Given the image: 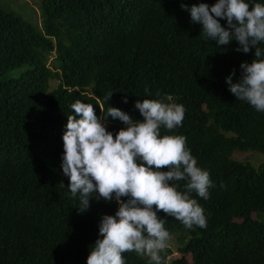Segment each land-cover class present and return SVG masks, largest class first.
Instances as JSON below:
<instances>
[{"label":"trees","instance_id":"trees-1","mask_svg":"<svg viewBox=\"0 0 264 264\" xmlns=\"http://www.w3.org/2000/svg\"><path fill=\"white\" fill-rule=\"evenodd\" d=\"M216 2L40 0V27L0 6V264H87L102 238L101 216L119 205L94 196L87 211L77 209L61 167L67 116L80 100L97 116L113 106L142 121L134 104L143 99L184 105L183 126L161 135L186 136L215 184L208 200L190 194L204 208L206 228L158 213L169 232L188 234L172 264H264V163L231 157L264 153V113L226 83L233 70V82L240 78L255 49L245 54L237 41L207 40L181 7ZM106 124L113 135L125 127L110 117ZM175 183L184 190L186 181ZM124 256L126 264H151L134 252Z\"/></svg>","mask_w":264,"mask_h":264},{"label":"clouds","instance_id":"clouds-1","mask_svg":"<svg viewBox=\"0 0 264 264\" xmlns=\"http://www.w3.org/2000/svg\"><path fill=\"white\" fill-rule=\"evenodd\" d=\"M181 7L190 13L193 23L202 25L207 40L216 41L218 46L237 41L236 51L245 54L255 49V58L241 63L240 78L233 82V70L226 83L238 100L264 113V49L259 46L264 44V3L217 0L211 6ZM221 20H226L227 27ZM145 93L152 95L148 88ZM112 94L105 97L107 102ZM123 102H128L126 96ZM134 107L142 121L113 106L106 112L100 107L103 115L97 116L92 104L80 100L71 105L74 114L67 116L61 167L69 178L70 193L79 196L77 209L87 211L94 196L119 205L114 215L101 216L102 238L90 246L87 264H126L124 254L130 252L150 257L151 264H163L161 252L171 234L159 212L187 229L207 227L204 208L190 194L210 198L209 190L215 187L210 173L198 166L186 136L161 135L162 129L172 132L183 126L184 105L143 99ZM109 117L125 125L115 135L107 129ZM178 181H186L183 191L175 183Z\"/></svg>","mask_w":264,"mask_h":264},{"label":"rangeland","instance_id":"rangeland-1","mask_svg":"<svg viewBox=\"0 0 264 264\" xmlns=\"http://www.w3.org/2000/svg\"><path fill=\"white\" fill-rule=\"evenodd\" d=\"M39 3L40 0H0L1 7L16 11L23 18L32 20L40 27L41 15L39 10ZM56 83V80H52L50 83L51 87L55 86ZM231 157L237 160L248 159V161L255 166L260 163H264V153L259 152L234 151L231 154ZM170 234L171 240L169 241L167 248L163 252H161L163 264H172V260L174 258L181 256L177 248L183 245L188 239V234L184 230L170 232ZM143 257L147 258V260L151 262L150 257ZM186 258L189 260V255H186Z\"/></svg>","mask_w":264,"mask_h":264}]
</instances>
